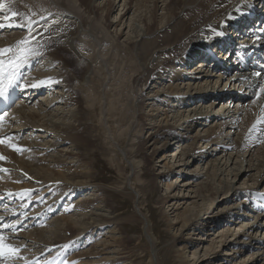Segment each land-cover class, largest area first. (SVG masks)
<instances>
[{
  "label": "bare ground",
  "instance_id": "bare-ground-1",
  "mask_svg": "<svg viewBox=\"0 0 264 264\" xmlns=\"http://www.w3.org/2000/svg\"><path fill=\"white\" fill-rule=\"evenodd\" d=\"M260 1L0 0L5 4L0 11V48L22 40L31 20V48L40 53L23 69L22 81L38 86L15 89L12 97L17 102L0 123V138H12L0 144V156L4 157L0 159V235L5 243L19 250L14 256L0 257V264H138L133 258L139 248L125 252L128 242L119 235L113 243L105 241L98 246H106L108 252L103 258L68 254L99 229L109 228L105 225H111V238L120 233L108 200L98 194L100 186L94 181L93 163L87 158L97 139L108 141L106 145L116 147L114 151L127 161L132 174L122 177L120 189L125 195L136 199L138 190L131 180L134 176L151 191L142 181L145 173L138 160L142 142L136 135L146 121L140 109L146 91L151 105L146 117L153 127L150 130H154L146 143L152 154L160 150L157 158L165 171L159 179L168 193L165 199L159 197L158 203L167 205L163 214L169 228L175 231L171 249H175L178 263L222 264V259L216 260L219 252L236 255L231 259L233 264H251L260 256L264 259V251L260 252L264 241L258 248L253 244L264 234V100L252 102L253 85L264 83V77L257 78L248 63L238 58L240 52H248L243 47L250 46L251 52L253 44L260 42H253V25L250 30L245 28L251 21L250 12ZM121 6L118 20H107L114 8ZM22 10L27 11V16L22 17ZM13 11L19 14L15 18ZM129 15L126 40L120 43ZM113 27L114 32H110ZM96 34L107 38L108 46L114 44L116 54L114 51L107 59L108 51L97 49L102 41L96 39ZM225 34L232 37L230 41L221 40ZM239 36L241 40L233 42ZM208 45H214L212 49L216 50L222 47L223 59L208 61ZM118 49L123 50V55ZM118 55L122 62H118ZM231 61L237 66L233 67ZM209 72L214 78L209 77ZM227 74L228 80L222 85ZM106 82L111 85L109 94L102 90ZM226 85L232 90L225 89ZM139 89L142 91L137 93ZM232 106L236 107L235 113L230 114ZM88 117L96 119V126L87 125ZM108 124L115 126L116 144L108 140ZM184 128L187 132L182 137ZM189 129H199L194 144L201 143L212 150L190 151L189 144L180 149L189 139ZM86 131L95 132L94 142L90 143ZM171 138L178 140L174 149H180L178 153L170 152L174 147H168ZM9 144L22 151L17 152ZM107 153L110 151L104 154ZM177 158L185 165L196 163L193 167L198 169L200 163L206 164L205 172L197 174L198 189L194 192L190 188L194 181L188 188L194 197L183 196L191 177L181 180L184 184L180 186L177 183L181 174L171 180L174 171L169 170L170 163ZM111 159L116 163V158ZM149 161L150 158L145 162ZM115 166L120 168L117 163ZM167 170L170 175H165ZM241 178L243 182L238 187L235 184ZM248 181L253 184L247 185ZM156 183L152 181L151 186ZM245 184L248 189H243ZM84 192L88 193L83 195ZM135 206L141 214L135 221L141 222L150 243L149 264H158L147 217L139 211L138 203ZM252 213L256 216L252 217ZM232 220L235 226L230 228ZM206 225L217 234L210 240L208 250H202L207 247L203 243ZM230 236L233 237L229 239Z\"/></svg>",
  "mask_w": 264,
  "mask_h": 264
},
{
  "label": "rangeland",
  "instance_id": "rangeland-1",
  "mask_svg": "<svg viewBox=\"0 0 264 264\" xmlns=\"http://www.w3.org/2000/svg\"><path fill=\"white\" fill-rule=\"evenodd\" d=\"M122 8H123L122 6L118 7V8L117 7L114 8V11H113L112 15L107 17L108 18L107 20L112 21L113 19L115 20L116 18L118 20V18L120 17V13L122 11ZM25 16H27V11L26 10H22V17H25ZM129 18H130V15L127 17V20L124 22L126 24V25L124 24V27L127 26V28H125L122 31V34L119 36V42L120 43H122V41L126 40L125 33L128 31V24H129L128 20H129ZM110 32H114V27L110 29ZM228 32H231V31L228 30ZM96 36H99V37H96V39H98V41H100V40L102 41V42L100 41L101 42L100 46L97 49H100L101 51H103V53H105V51L107 50L108 51L107 59L114 53V51H115V54H116L117 51L116 50L113 51L114 44L113 45H109L110 46L109 47L107 44H110V43L108 42L107 38L105 39L102 34H99V35L96 34ZM100 37H102V39H100ZM103 40H104V42L106 44L103 42ZM122 51L123 50L118 49V53L120 55H123ZM65 56L67 57V54H65ZM116 56H114V57L116 58ZM120 57L121 56L118 55L117 58L119 59ZM67 58L68 59H72V57H67ZM115 58H113V60H115ZM117 58H116V60L118 61ZM121 60L122 59L120 58L118 62H122ZM196 62H198V61H195L194 63H192L191 66L196 64ZM213 72L214 71L212 70L211 73H213ZM211 73L210 72L208 73L209 77H210ZM228 75L229 74L226 75L225 81H224V83L222 85H224L225 82L228 80V78H227ZM213 76L214 75H211V78H214ZM220 85H221V83H220ZM227 86L228 85H226L225 89H229V90L231 89L232 90L231 87L227 88ZM110 87H111V85L106 82L103 85L102 90L105 93H108ZM139 88L141 89V87H139ZM140 89L138 90L137 93H140L142 91ZM144 95H145L144 99L142 100L143 102L140 103V105H141L140 109L142 111L141 112L142 116L145 117L146 121L144 120V122L142 124H140L141 127H139V129L137 130L136 135H137V137L139 136V139L142 142V148L140 150L141 152L138 155V157H139L138 160L141 159V162H142L141 171L145 173L143 178H142V181L144 183L148 184L147 186H150V190L151 191H149V188H147V187H142L141 186L142 184H140L136 180V177L134 176V177H132L131 180L133 181L132 182L133 183V187L137 188V190H138L137 193H138L139 196H137V193H136L135 194V198L136 199L133 201V199L129 195H125L124 192H122V190L120 189L121 185H122V177H124V179H125L126 176H128L130 172L132 174L131 169L127 165V161H125L123 159L122 155L119 156L114 151L116 149V147H113V146L110 147L109 144H108V146L106 145V143L108 141L107 142H103L104 140H102V138H99V139H97L94 142L95 139H94L93 135L95 134V132H94V134H93V132H91V134H90V133H88L89 131H86L87 134L86 133L85 134L87 135V138H89L88 140L89 141L91 140L90 143H92V140L94 142V149L91 152L92 155L87 157V158H89V160H92V163H93L92 170H93V174H94V181H95V184H98L100 186V189H98V194L101 193L100 195H102L103 198L105 197L104 199L108 200L109 207L111 209L110 211L113 212L112 216H114V219L117 220V227H118V229H120V233L117 234L114 238H111V236H113L111 230L109 229V228H111V225L110 224H109L110 226L105 225L106 227H109V228L99 229V232L95 236H93L87 242H85L84 245H81V247L71 250L70 254H68V255H80L81 257H84V258H85V256L88 257L89 255H92V256H96L98 259L103 258L105 256L106 252H108L107 250H105L106 246L103 245V246H101L99 248H98V246L100 244L104 243L105 241L113 243L114 240L120 236L121 238H123L125 240V242H128V245H126V251L125 252H128V253L129 252H133L135 250H138L137 248H139V252H138L137 257H134L133 259H136L135 261L138 264H149V256H148L149 247H148V244L150 245V243H147L148 240L146 239L145 232H144V227L142 226L141 222L140 221H135V218L137 219V218H140V216H141V214L135 208L136 207L135 204L138 203L139 211L141 213H143L147 217L146 221H148L147 222L148 226H150V232L149 233H150L151 239L154 241L153 249H154V252L156 251V255H157V258H158V262H159L158 264H179L178 261H177L176 255L174 254V250L175 249H171V245H172V241H173L171 239V237H172V235L174 234L175 231H173V229L169 228L168 219L163 214L164 210L167 207V205L164 204V203H158V198L159 197H164V199L167 198V193L168 192L165 191V189L163 187V184H162V182L159 179V175H161V173L163 174L164 173L163 171H165L162 168V163L157 158L160 155V150H157V151L154 152L155 154H152L151 151H148V145L146 143L147 142V138L146 137L150 135L151 131L154 132V130H150V128H153V127H152V124H150L147 121L148 118L146 117L148 115V113H149L148 110L151 109V105H149L150 102L148 100H146L147 96H149L150 94L148 93V91H146L144 93ZM44 96L45 95H43L42 97H44ZM38 98H40V97H38ZM142 103H143V105H142ZM146 104L148 105V107H146ZM232 107H233L232 108V112L230 114L235 113L234 110H235L236 107L235 106H232ZM216 110L217 109H215L214 112ZM217 115H219V114H217ZM90 118L88 117V120L86 121L87 125H89V124L92 125L93 124L94 126H96V124L93 122L96 119H94V120L91 119L90 120ZM107 120L109 121V118ZM90 121H92V122L89 123ZM105 126L108 127V129H107L108 140L109 141L112 140L110 143L116 144L115 140H114L115 132H116V130L114 128L115 126L114 125H109V124L105 125ZM110 126H111V128L109 129ZM199 129H198V131H199ZM189 130H191V129H189ZM198 131L191 130V133L187 134V136H186L189 139L186 140L185 142H183L182 147L180 149H184L183 146L185 144H189V145H191L190 148H189L190 151L192 150V148H196V149L199 148V149L206 150V151L212 150V147H210V146H209L210 147V149H209V147H207L205 145H201V143L198 144V145L193 143V141L195 139L194 137L196 136L195 134ZM186 132H187V130H186V128H184V130L182 132H180L181 136L183 137V135ZM228 135H230V137H232V139L235 138L234 135L231 134V133H228ZM92 137H93V139H91ZM161 145H162V143L160 145H157V149ZM172 145L174 147L171 148L172 150L170 149V152H172L174 154H175V152L178 153L180 151V149H177L176 151L174 150V149H176V147L178 145V140L177 139H173V138L169 139L168 147L172 146ZM186 150H188V149H186ZM240 150H242V149H240ZM109 151H110V154H108V153L104 154L105 152H109ZM185 152L188 154L187 151H185ZM215 152L219 153L217 150ZM222 155H223L222 153L218 155V156H221L220 159L222 158ZM232 155H234V154H232ZM215 156H217V155H215ZM111 157L116 158L115 162L117 164H119L120 171H119V169L116 168V166H115L116 163H114V161H112ZM148 158H150V161L148 163H146L145 161ZM185 158L186 157L183 158V161H184ZM225 158H227V156ZM178 159L179 158H177L176 162H171L170 163L171 167H170L169 170L174 171V172H172L171 180L173 178H176L177 176H179L181 174V178L179 179V181L177 183L180 186V185L184 184V182H180L181 180H185V179H188V178L191 177V180H190L191 183H187L186 184V186H185L186 190H185L183 196L187 197V195H188L189 197H194L193 194H190L191 191L188 188L192 184V182L194 181V183L190 186V188H193L192 191H194V192L198 189V188H195V185L199 184V179L197 178V176H198L197 174L205 172L206 164L200 163L199 164V169H198L197 167H193V166L196 165V163H188V164L185 165L183 163H179ZM255 160H256L255 157H253L252 161H255ZM143 164H144V166H143ZM183 165H185V166H183ZM243 165H245V164H243ZM230 167H233V166L230 165ZM182 168H183V170H182ZM202 169H204V170H202ZM169 170H167V173L165 172V175H170ZM181 170H182V172H180ZM263 172H264V170H263ZM177 173H178V175H177ZM252 174H254V172H252ZM229 177H231V175ZM155 180H156L157 183H156V185L154 187H152L151 186L152 185V181H155ZM236 180H237V178H236ZM242 182H243V178H241V181H239V183H237L235 185L238 186ZM250 184H253V182L252 181H248L247 185H250ZM247 185L245 184L243 186L244 188L243 187L242 188L243 189H248ZM240 186H238V187H240ZM86 193H88V192H84L83 195H85ZM98 194H96V196H98ZM181 198H183V197H181ZM216 199H218V198L216 197ZM222 205L219 204L218 207H222ZM171 212L168 213L170 216L172 215ZM253 212H255V211H253ZM253 216H256V215L252 213V217ZM252 217H251V220H252ZM146 221L144 222V224L146 223ZM237 221H240V220H237ZM234 223H235V220H232V222L229 225L230 228L235 226ZM255 223H257V222H255ZM205 230H207V231H205V233L203 235V238H204L203 239V243L205 242V245L207 247L205 248V246H204L202 250H205V249L208 250V247L210 245V240L214 239L215 238V234H217V233L213 234V231H215V230H213V228L210 225H206ZM195 236H192V237H195ZM232 237L233 236H230L229 239L232 238ZM263 237H264V234H262L261 237H257L258 239L261 238V239H259V241H254L253 242V244L254 243L258 244V245H256L257 248L259 246H262V245L259 244V242L260 241L261 242L264 241ZM205 238H207L208 240H206ZM195 241L196 240H194L193 243H196ZM228 248L229 247H227L226 249H228ZM257 248H255V247L253 248L252 253H254V255H253L254 257H255V254L257 252L256 251ZM123 249H125V248H123ZM220 249H221V247L217 248L216 250L215 249H213V250L218 251ZM263 251H264V245H263V248L260 249L261 253ZM187 252H189V249H188ZM219 253H220V255H218V256H220V258L217 257L216 260L217 259H222V262H221L222 264H224V263L233 264L234 263L233 260H231V259H232V257H236V255L230 254V256H224L226 252H219ZM228 253H230V252H228ZM231 253H232V251H231ZM248 255L250 256V254H248ZM188 259L192 260V262L197 261V258H195V259L192 258L191 259L190 257H188ZM200 262L201 261H199V263ZM217 262L218 261L213 262V264H216ZM261 263H264L263 256H260V258H258L257 260L253 261L251 264H261Z\"/></svg>",
  "mask_w": 264,
  "mask_h": 264
},
{
  "label": "snow or ice",
  "instance_id": "snow-or-ice-1",
  "mask_svg": "<svg viewBox=\"0 0 264 264\" xmlns=\"http://www.w3.org/2000/svg\"><path fill=\"white\" fill-rule=\"evenodd\" d=\"M4 8L5 4L0 3V11ZM11 15L15 18L19 14L13 11ZM5 19L8 20L9 18L5 16ZM9 26H11V20H9ZM20 26H24L23 22L20 23ZM0 27H3V24H0ZM32 32V22L29 20L27 23L28 34L22 40L18 41L16 45L8 48H0V98L4 100H8L11 93L17 88L38 86L37 83L30 85L22 83L24 80L23 69L31 63L32 59L40 55L39 51L31 48V40L33 39ZM216 35L220 36L223 35V33H216ZM254 75L257 78L264 77V73L261 72H257ZM38 83L43 84L45 81H39ZM253 87L255 88V99L252 102L257 103L260 100H264V83L253 85ZM261 111H264V106H262ZM6 114V112L0 114V123L3 122ZM11 139V137L0 138V144H5ZM8 146L10 148H14L17 152L22 151V149L18 146L12 144H9ZM0 159H4V157L0 156ZM4 227L6 228L8 225H4ZM18 251V249H15L11 245L5 243L3 235H0V257H3L5 254L8 256H14L18 253Z\"/></svg>",
  "mask_w": 264,
  "mask_h": 264
}]
</instances>
